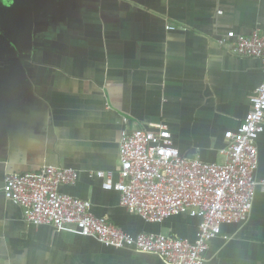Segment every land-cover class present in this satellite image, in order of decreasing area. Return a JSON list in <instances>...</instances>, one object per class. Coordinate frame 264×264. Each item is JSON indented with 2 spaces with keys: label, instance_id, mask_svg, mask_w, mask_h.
<instances>
[{
  "label": "crops",
  "instance_id": "crops-1",
  "mask_svg": "<svg viewBox=\"0 0 264 264\" xmlns=\"http://www.w3.org/2000/svg\"><path fill=\"white\" fill-rule=\"evenodd\" d=\"M167 25H173L167 29ZM264 29V0H0V264H170L112 247L72 226L33 224L2 195L5 172L78 171L61 191L87 199L126 233L194 240L185 210L150 222L119 205L97 170L118 180L122 129L165 124L181 155L225 159L227 139L263 80L261 62L217 44L226 31ZM255 178L264 181V129ZM205 258L264 264V189L245 221L223 223Z\"/></svg>",
  "mask_w": 264,
  "mask_h": 264
},
{
  "label": "built area",
  "instance_id": "built-area-1",
  "mask_svg": "<svg viewBox=\"0 0 264 264\" xmlns=\"http://www.w3.org/2000/svg\"><path fill=\"white\" fill-rule=\"evenodd\" d=\"M216 42L234 55L259 59L263 72L243 120L224 133V161L181 155L167 126L160 124L154 129L120 130L117 181L111 180L110 171L94 173L102 178L103 188L118 191L120 206L147 221L160 222L185 210L198 217L194 240L166 233L131 235L105 216L94 215L87 199L60 190L62 185L75 183L78 171L72 167L43 165L24 173L5 172L3 196L22 208L29 223L72 226L112 247L157 253L170 264H213L205 258L210 239L219 233L221 224L245 221L257 185L264 189V181L255 178L256 139L264 129V29L248 34L228 30Z\"/></svg>",
  "mask_w": 264,
  "mask_h": 264
},
{
  "label": "rangeland",
  "instance_id": "rangeland-1",
  "mask_svg": "<svg viewBox=\"0 0 264 264\" xmlns=\"http://www.w3.org/2000/svg\"><path fill=\"white\" fill-rule=\"evenodd\" d=\"M172 141H173V139H172ZM173 144L175 145V143L173 142Z\"/></svg>",
  "mask_w": 264,
  "mask_h": 264
},
{
  "label": "water",
  "instance_id": "water-1",
  "mask_svg": "<svg viewBox=\"0 0 264 264\" xmlns=\"http://www.w3.org/2000/svg\"><path fill=\"white\" fill-rule=\"evenodd\" d=\"M3 195V194H2Z\"/></svg>",
  "mask_w": 264,
  "mask_h": 264
}]
</instances>
